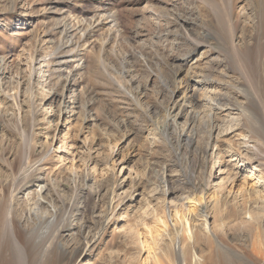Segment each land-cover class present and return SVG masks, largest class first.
<instances>
[{
  "label": "rangeland",
  "instance_id": "1",
  "mask_svg": "<svg viewBox=\"0 0 264 264\" xmlns=\"http://www.w3.org/2000/svg\"><path fill=\"white\" fill-rule=\"evenodd\" d=\"M237 101L264 112V0H0V264H176L155 218L200 196L223 246L185 264H264Z\"/></svg>",
  "mask_w": 264,
  "mask_h": 264
},
{
  "label": "bare ground",
  "instance_id": "2",
  "mask_svg": "<svg viewBox=\"0 0 264 264\" xmlns=\"http://www.w3.org/2000/svg\"><path fill=\"white\" fill-rule=\"evenodd\" d=\"M81 31H82V29H81ZM86 34H88V37H90L88 32ZM208 84H209V82H207V81L204 82V85H208ZM228 100H230V99H228ZM205 102L210 107V110L214 109L215 111H219V112L220 111H224V110H229L230 106H231V101H228V102H226L225 100L221 101L220 99H216V98L211 97V96H206V101ZM239 102L236 103V104H234V103L233 104H234V106H236L235 107L236 110L239 111L240 114L242 116H244L245 118H249V117H254L255 118V116L258 117V116L264 115V112L259 107V104L253 105L252 103L247 104V103H243V102H242L243 104L242 103L240 104ZM210 110H209V112H211ZM210 119H211V115L209 113V115H207L206 119L202 120L203 121L202 122L203 125L205 126V125L211 123V122H209ZM250 120H252V118ZM204 126H202V127L204 128ZM260 183L261 182L255 184L254 186H252V188L249 187V191H250L251 195L253 194L254 196H258L260 194L259 193L260 192V188L258 187V185ZM213 202H214L213 206H215L216 208L220 206L219 203L221 201L215 200ZM205 203L206 202L204 201V198H202V196H200L198 198H195V199L191 198V199L187 200L186 205L188 204V206L187 207H183L184 209H182V211H179V210H176V209L171 211V214H170L171 216H170L169 220L164 218V216H162V215L157 216L155 218L156 223L161 225V227H162L161 230L163 232L170 231V233H172V235L174 236L173 248H175V251L173 249H172V251H174V256H175V259L177 260L176 264H181V263L185 264V261H186L185 259L188 257L187 251H185L182 248V246H181L182 240L185 237L184 234L188 235L187 238L189 239V242H191V243L196 239L197 234H201V235H204L206 237V239H207V244L206 245H208L209 247H210L211 241L214 240V239L216 241L217 247H220L221 245L223 246L222 242L218 239L216 234L210 230L208 219H207L208 218V213H206V211H204L203 208H202L203 204H205ZM37 204L39 205L40 202H37ZM167 211L170 212L169 210H167ZM170 220H172V221L174 220V221L172 223H170ZM177 223H178V227L176 226ZM158 230H159V228H158ZM260 232H261L260 225H258V227L256 228V233L260 234ZM160 234H161V232H160ZM165 237H166V235H165ZM205 237H204V239H205ZM180 246H181V248H180ZM214 251L215 250L210 251L209 256L207 257L208 260L212 259V255L214 254ZM167 258H170V256L168 257V254H167ZM191 261H192L193 264H201L199 262V258L196 257L195 254L192 255Z\"/></svg>",
  "mask_w": 264,
  "mask_h": 264
}]
</instances>
